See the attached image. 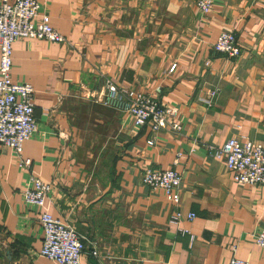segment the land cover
I'll use <instances>...</instances> for the list:
<instances>
[{
    "label": "crops",
    "instance_id": "0c3cea01",
    "mask_svg": "<svg viewBox=\"0 0 264 264\" xmlns=\"http://www.w3.org/2000/svg\"><path fill=\"white\" fill-rule=\"evenodd\" d=\"M37 1L66 43L12 45L11 78L34 89L36 132L27 169L0 145V264H55L39 256L40 210L22 197L33 176L51 186L50 215L84 238L82 264H264L253 238L264 187L236 184L209 153L231 138L264 144V0H215L206 15L193 0ZM222 32L234 33L238 58L213 50ZM106 79L159 88L180 130L134 127L101 104ZM146 169L181 176L177 207L143 185Z\"/></svg>",
    "mask_w": 264,
    "mask_h": 264
},
{
    "label": "built area",
    "instance_id": "2783aa9c",
    "mask_svg": "<svg viewBox=\"0 0 264 264\" xmlns=\"http://www.w3.org/2000/svg\"><path fill=\"white\" fill-rule=\"evenodd\" d=\"M197 10L208 14L215 0H193ZM37 0H0V145L9 148L20 168L28 167L22 158L23 145L36 132L34 118V89L24 82H14L11 78L12 45L16 40H44L50 44H64L65 38L50 25L49 16L41 13ZM213 50L228 58H238L241 49L234 33H219ZM175 69L173 64L169 71ZM101 104L110 107L131 119L134 127H146L153 134L167 129L179 131L178 108L162 105L158 100L160 89L155 95L146 91L125 90L109 79L104 81ZM215 92L207 96L213 97ZM153 146L154 141H147ZM211 156L222 159L232 181L239 185L264 187V144L250 140L239 142L231 138L219 148H209ZM142 183L151 191H160L176 207L179 204L181 176L174 170L146 169ZM51 191L49 184L30 177L22 194L25 205L40 210L39 222L43 231L42 247L39 256L55 264H82L84 238L71 226L54 219L46 209L45 201ZM195 215H187L193 220ZM180 220L179 211L172 218ZM254 242L264 250V230L254 235ZM98 257L97 251L91 252ZM228 264H248L246 261L231 258Z\"/></svg>",
    "mask_w": 264,
    "mask_h": 264
}]
</instances>
